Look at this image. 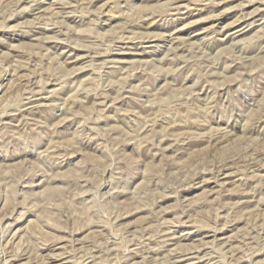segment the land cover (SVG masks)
Masks as SVG:
<instances>
[{
	"label": "rangeland",
	"instance_id": "1",
	"mask_svg": "<svg viewBox=\"0 0 264 264\" xmlns=\"http://www.w3.org/2000/svg\"><path fill=\"white\" fill-rule=\"evenodd\" d=\"M0 264H264V0H0Z\"/></svg>",
	"mask_w": 264,
	"mask_h": 264
},
{
	"label": "bare ground",
	"instance_id": "2",
	"mask_svg": "<svg viewBox=\"0 0 264 264\" xmlns=\"http://www.w3.org/2000/svg\"><path fill=\"white\" fill-rule=\"evenodd\" d=\"M133 46V45H132ZM128 48V47H127Z\"/></svg>",
	"mask_w": 264,
	"mask_h": 264
}]
</instances>
